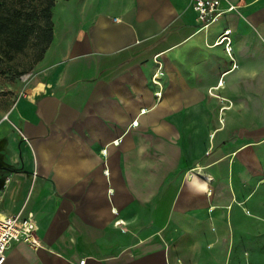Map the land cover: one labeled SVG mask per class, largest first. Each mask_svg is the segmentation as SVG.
<instances>
[{
  "label": "crops",
  "instance_id": "crops-1",
  "mask_svg": "<svg viewBox=\"0 0 264 264\" xmlns=\"http://www.w3.org/2000/svg\"><path fill=\"white\" fill-rule=\"evenodd\" d=\"M228 4L199 29L191 0H53L1 125L0 214L41 246L2 264H264V0Z\"/></svg>",
  "mask_w": 264,
  "mask_h": 264
},
{
  "label": "rangeland",
  "instance_id": "rangeland-1",
  "mask_svg": "<svg viewBox=\"0 0 264 264\" xmlns=\"http://www.w3.org/2000/svg\"><path fill=\"white\" fill-rule=\"evenodd\" d=\"M53 0H0V183L16 168L21 142L1 125L15 96L43 52L48 36L46 12Z\"/></svg>",
  "mask_w": 264,
  "mask_h": 264
},
{
  "label": "built area",
  "instance_id": "built-area-1",
  "mask_svg": "<svg viewBox=\"0 0 264 264\" xmlns=\"http://www.w3.org/2000/svg\"><path fill=\"white\" fill-rule=\"evenodd\" d=\"M222 0H191V8L196 15L199 23V29H204L216 21L223 13L229 12L236 8V5L228 4L225 9L221 7ZM229 30H224L216 43H224L228 52ZM154 76H156L154 74ZM156 85L159 83L152 80ZM160 96V92L155 93ZM135 121H132V124ZM206 178V177H205ZM207 179V178H206ZM24 242L31 248L40 247V240L36 236V225L30 215L20 216L0 214V264L5 259V251L11 242ZM84 259L78 261V264H84Z\"/></svg>",
  "mask_w": 264,
  "mask_h": 264
},
{
  "label": "trees",
  "instance_id": "trees-1",
  "mask_svg": "<svg viewBox=\"0 0 264 264\" xmlns=\"http://www.w3.org/2000/svg\"><path fill=\"white\" fill-rule=\"evenodd\" d=\"M52 4H53V1L50 3V6H49V8L47 9V12H46V20H47V22H48V36H47V41H46V43H45V45H44V47H43V52H44L45 48L47 47V45H48V43H49V41H50V39H51V35H52V23H51V21H50V13H49V9H50V7L52 6ZM43 52H42V53H43ZM41 55H42V54H41ZM40 57H41V56H40ZM40 57H39L37 60H39Z\"/></svg>",
  "mask_w": 264,
  "mask_h": 264
}]
</instances>
